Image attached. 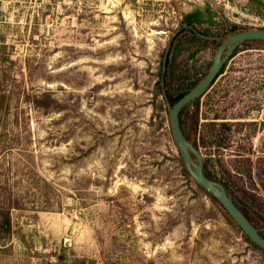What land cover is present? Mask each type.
Masks as SVG:
<instances>
[{"label":"rangeland","instance_id":"rangeland-1","mask_svg":"<svg viewBox=\"0 0 264 264\" xmlns=\"http://www.w3.org/2000/svg\"><path fill=\"white\" fill-rule=\"evenodd\" d=\"M182 27L264 30V0H0V264H264L179 163L159 69ZM218 45L186 31L167 90L205 77ZM186 114L208 176L264 226V43Z\"/></svg>","mask_w":264,"mask_h":264},{"label":"water","instance_id":"water-1","mask_svg":"<svg viewBox=\"0 0 264 264\" xmlns=\"http://www.w3.org/2000/svg\"><path fill=\"white\" fill-rule=\"evenodd\" d=\"M178 32L179 31H177V33ZM170 42L171 40L169 43ZM246 42H264V30H247L223 38L216 49L210 69L206 76L193 89L176 101V103L169 109L168 125L174 145L190 178L202 190L209 192L233 223L238 227L241 233L254 246L264 252V239L227 197L224 187L215 181H210L205 178L202 172L203 166L201 156L198 151L185 140L178 124V114L180 110L195 99H199L207 91L219 75L223 65L232 55L233 50ZM191 155L196 157L197 163L192 162Z\"/></svg>","mask_w":264,"mask_h":264},{"label":"trees","instance_id":"trees-1","mask_svg":"<svg viewBox=\"0 0 264 264\" xmlns=\"http://www.w3.org/2000/svg\"><path fill=\"white\" fill-rule=\"evenodd\" d=\"M249 29H245V28H238V27H232L231 29H229V31H227L226 35L224 38L230 36V35H233V34H236V33H239V32H243V31H247ZM186 31H189L191 33V36L194 38V39H197V38H200V39H204V40H210V41H215L216 43L220 44L222 38H212V39H207V38H204L203 37V34L202 33H199V32H195L193 30L190 31V29L188 27H185V28H181L179 30V32L177 34H175L174 37L171 38V42L168 44V47L166 49V56H163V62H162V66L160 67L159 69V76H160V83H159V90H160V94L162 96V98L164 99V102L166 103L168 109H170L175 103L176 101H178L182 96H184L186 93H188L191 89H193L199 82L194 83L191 87L189 88H185L183 91L179 92V93H174L171 91L169 92L167 90V86L168 84L170 83V75H171V67H170V63H171V57H172V52H173V49L176 47V42L177 40L185 34ZM248 43V42H246ZM261 43H264V42H261ZM245 44V43H243ZM242 44V45H243ZM241 46V45H240ZM238 48V47H237ZM235 48L233 50V52L236 51ZM208 73V72H207ZM206 73V74H207ZM205 74V76H206ZM198 99H195L194 101H192L191 103L197 101ZM187 104L185 107H183L179 114H178V124H179V128L182 132V135L184 136L185 140L190 143L196 150V145L194 143L195 139H194V125H193V122H192V125L190 124V121L189 119L187 118V114H186V111L188 109V107L190 106V104ZM179 154V153H178ZM191 159H192V162L193 163H197V159L195 156L191 155ZM179 163L181 164V167H182V170H183V173L186 177L190 178V176L188 175L187 171L185 170L184 168V165L181 161V158H180V155H179ZM202 172H203V175L205 176V178H207L208 180L210 181H214L210 176H208V174L206 173V171L204 170V168L202 169ZM222 186L224 187L225 189V193L227 195V197L234 203V205L241 211V213L246 217V219L250 222V224L254 227V229L257 231V233L264 239V226L263 225H259L256 223V221H254L251 217H249L246 212H245V208L240 206L238 202L235 201V199H233V197H231V195L229 194V192L227 191L225 185L222 184ZM207 192V191H206ZM209 195L210 193L207 192ZM211 198H213L215 200V198L210 195ZM216 201V200H215ZM217 202V201H216ZM218 203V202H217ZM219 204V203H218ZM221 207V206H220ZM0 228L2 229H6V231L9 230V220H8V217L7 216H2L1 220H0ZM245 237V236H244ZM245 239L254 247L256 248L257 250H259L261 253L264 254V252L260 249H258L256 246H254L246 237Z\"/></svg>","mask_w":264,"mask_h":264},{"label":"crops","instance_id":"crops-1","mask_svg":"<svg viewBox=\"0 0 264 264\" xmlns=\"http://www.w3.org/2000/svg\"><path fill=\"white\" fill-rule=\"evenodd\" d=\"M263 122L264 123V118L256 119L253 120L254 124L257 125L258 122ZM255 143V146H257V150L255 151V159H256V164H258V172H263L264 173V128L259 130V132L256 133L255 137L253 138Z\"/></svg>","mask_w":264,"mask_h":264}]
</instances>
